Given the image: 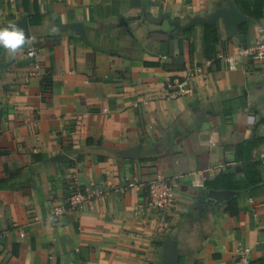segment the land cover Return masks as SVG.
<instances>
[{
    "label": "crops",
    "instance_id": "obj_1",
    "mask_svg": "<svg viewBox=\"0 0 264 264\" xmlns=\"http://www.w3.org/2000/svg\"><path fill=\"white\" fill-rule=\"evenodd\" d=\"M37 2L35 16V0H0V27L27 17L31 34L14 55L0 47V264H233L240 243L264 264V61L239 52L264 17L234 35L219 19L215 61L203 25L178 26L228 0ZM76 22L87 39L65 27ZM171 80L189 92L170 97ZM256 137L262 181L229 200L209 195L229 189L208 185L221 173L243 176L236 146ZM159 176L177 185L164 212L145 190L125 187ZM74 180L107 195L54 222Z\"/></svg>",
    "mask_w": 264,
    "mask_h": 264
},
{
    "label": "built area",
    "instance_id": "obj_2",
    "mask_svg": "<svg viewBox=\"0 0 264 264\" xmlns=\"http://www.w3.org/2000/svg\"><path fill=\"white\" fill-rule=\"evenodd\" d=\"M239 52L255 61H264V21H258L257 23V36L254 44L242 47ZM27 54L32 60L34 71L41 76V63L38 58V50L32 47ZM225 60L230 69L234 70L237 68L238 59L235 55H229L225 57ZM208 63L211 64L212 60H209ZM202 71L203 67L198 64L193 67L191 72L201 73ZM167 89L169 96L174 98L188 93L189 85L185 80H171L167 83ZM125 187L134 188L139 191L145 190L147 192L148 206L157 212L168 211L172 207L177 189V185L164 176H159L157 179L149 182H142L136 177H130L126 181ZM105 195H107V192L101 187L86 192L79 182L74 180L69 186L65 201L55 207L51 219L54 222H58L68 211L84 209L88 205L92 206L96 198ZM7 234V228H0V244ZM251 251V247L240 243L236 248L233 264H252Z\"/></svg>",
    "mask_w": 264,
    "mask_h": 264
},
{
    "label": "trees",
    "instance_id": "obj_3",
    "mask_svg": "<svg viewBox=\"0 0 264 264\" xmlns=\"http://www.w3.org/2000/svg\"><path fill=\"white\" fill-rule=\"evenodd\" d=\"M239 7L254 19L260 20L264 17V0H235ZM25 8L28 0H23ZM36 14L38 16V2L35 0ZM34 20V19H33ZM204 28V45L208 59L216 61L217 45L219 43V29L216 25H203ZM190 51H194V46L190 45ZM261 141L260 137L246 141L236 146V159L242 162L244 166L243 176L230 171L221 173L216 181L208 183L211 186L225 187L229 189H246L257 185L262 181V174L259 169L261 161L256 159V148ZM226 209L230 214L236 215L239 211L237 200L232 199L227 203Z\"/></svg>",
    "mask_w": 264,
    "mask_h": 264
},
{
    "label": "water",
    "instance_id": "obj_4",
    "mask_svg": "<svg viewBox=\"0 0 264 264\" xmlns=\"http://www.w3.org/2000/svg\"><path fill=\"white\" fill-rule=\"evenodd\" d=\"M219 19H222L225 22L229 35H234L238 31L240 24L252 21V18L243 13L234 1L228 0L226 6L218 7L213 13H211L207 17H193L186 25L181 27L178 26V30L184 31L196 24L215 25ZM16 25L24 31L26 39L30 37V25L27 17H24ZM65 27L75 30L84 39H87L85 27L83 26V24L76 22L73 24L65 25ZM241 168V165H236L235 167L236 170H239ZM239 193L240 191L234 189H221L209 190L208 194L213 195L219 201H223L225 199L229 200L230 198ZM168 243L171 247L172 258L176 254V240L168 237Z\"/></svg>",
    "mask_w": 264,
    "mask_h": 264
},
{
    "label": "clouds",
    "instance_id": "obj_5",
    "mask_svg": "<svg viewBox=\"0 0 264 264\" xmlns=\"http://www.w3.org/2000/svg\"><path fill=\"white\" fill-rule=\"evenodd\" d=\"M25 43V33L15 23L9 22L6 26L0 27V47L9 54L14 55Z\"/></svg>",
    "mask_w": 264,
    "mask_h": 264
}]
</instances>
